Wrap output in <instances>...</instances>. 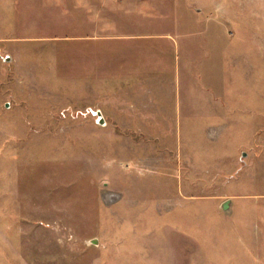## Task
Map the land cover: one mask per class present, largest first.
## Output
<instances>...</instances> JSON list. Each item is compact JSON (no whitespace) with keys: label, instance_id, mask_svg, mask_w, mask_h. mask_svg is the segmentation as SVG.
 <instances>
[{"label":"rangeland","instance_id":"1","mask_svg":"<svg viewBox=\"0 0 264 264\" xmlns=\"http://www.w3.org/2000/svg\"><path fill=\"white\" fill-rule=\"evenodd\" d=\"M0 264H264V0H0Z\"/></svg>","mask_w":264,"mask_h":264},{"label":"water","instance_id":"2","mask_svg":"<svg viewBox=\"0 0 264 264\" xmlns=\"http://www.w3.org/2000/svg\"><path fill=\"white\" fill-rule=\"evenodd\" d=\"M230 204H231V201H227V202H225V203L222 205V209H223L225 212L230 211ZM93 243L97 245V244H98V241H97V240H94Z\"/></svg>","mask_w":264,"mask_h":264}]
</instances>
